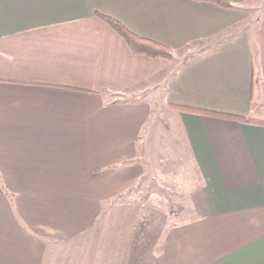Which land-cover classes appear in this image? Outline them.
Returning a JSON list of instances; mask_svg holds the SVG:
<instances>
[{
	"label": "crops",
	"instance_id": "crops-1",
	"mask_svg": "<svg viewBox=\"0 0 264 264\" xmlns=\"http://www.w3.org/2000/svg\"><path fill=\"white\" fill-rule=\"evenodd\" d=\"M226 1L0 0V264H264V124L173 107L264 121V0Z\"/></svg>",
	"mask_w": 264,
	"mask_h": 264
},
{
	"label": "trees",
	"instance_id": "trees-1",
	"mask_svg": "<svg viewBox=\"0 0 264 264\" xmlns=\"http://www.w3.org/2000/svg\"><path fill=\"white\" fill-rule=\"evenodd\" d=\"M217 2L221 5L229 6L230 3L226 0H211ZM106 22H108L127 42L130 49L134 53L144 54L151 57H164L168 59L174 58V50L162 43L156 42L152 39L141 37L136 33L132 32L128 27H126L120 20L110 17L108 15L99 14ZM260 57H261V64L263 70V77H262V87L264 89V18L262 23L260 24ZM174 108L191 112V113H198V114H205L210 116L216 117H223L227 119L238 120L247 123H254V124H264L263 120L252 118V117H244L239 115L233 114H226L220 112H213L208 110L196 109L187 106H180V105H173ZM134 188L130 190L133 192Z\"/></svg>",
	"mask_w": 264,
	"mask_h": 264
},
{
	"label": "rangeland",
	"instance_id": "rangeland-1",
	"mask_svg": "<svg viewBox=\"0 0 264 264\" xmlns=\"http://www.w3.org/2000/svg\"><path fill=\"white\" fill-rule=\"evenodd\" d=\"M261 11H263L264 12V7H257V9H255L254 11H253V19H256V17H260V15L262 14L261 13ZM261 13V14H260ZM262 19H261V23H262V20H263V17H261ZM260 20V19H259ZM258 36H259V34H258ZM259 87V86H258ZM260 88V87H259ZM260 91V93H261V90H259ZM152 188V189H151ZM150 188V190L151 191H154V192H157V194L159 195L158 197H157V199L156 200H164L165 199V197L164 196H166L167 197V199H168V203H166V204H163V206L165 205V207H167V208H169V209H174L175 210V212H176V214L174 215V217L173 218H175V217H178V216H182V215H184V213H180L181 212V210H180V207H179V203L181 202V204H183L184 206H186V203H187V200H185L184 201V199L182 198V197H176V196H173V195H169V193L167 194V193H165V192H167L166 190H164V189H162V188H155V187H151ZM142 191H144V192H146V191H148L147 190V188H145V190H142ZM160 194H161V196H160ZM164 194V195H163ZM144 195H145V193H141V196H143L144 197ZM166 199V200H167ZM160 202V201H159ZM179 202V203H178ZM172 203V204H171ZM158 204H160V203H158ZM157 205V204H156Z\"/></svg>",
	"mask_w": 264,
	"mask_h": 264
}]
</instances>
